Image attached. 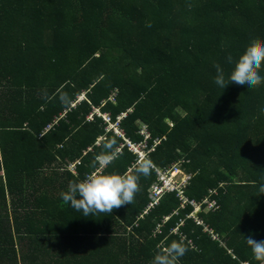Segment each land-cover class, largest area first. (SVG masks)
Segmentation results:
<instances>
[{"label":"trees","instance_id":"trees-1","mask_svg":"<svg viewBox=\"0 0 264 264\" xmlns=\"http://www.w3.org/2000/svg\"><path fill=\"white\" fill-rule=\"evenodd\" d=\"M253 39L264 0H0V264H151L173 240L179 264H260L245 238L264 241V84L214 82ZM112 137L121 155L93 168ZM126 140L154 164L134 201L65 204L70 182L134 167ZM164 167L215 206L190 216L173 190L147 208Z\"/></svg>","mask_w":264,"mask_h":264},{"label":"clouds","instance_id":"clouds-1","mask_svg":"<svg viewBox=\"0 0 264 264\" xmlns=\"http://www.w3.org/2000/svg\"><path fill=\"white\" fill-rule=\"evenodd\" d=\"M227 60L229 63H233L231 55L227 57ZM214 67L216 70L214 82L223 90L233 83L246 85L252 89L261 86L264 84V76L260 75L261 70L264 69V40L253 39L249 43L245 51L234 62V67L227 74V78L225 70L220 64L217 63ZM59 102L61 106L68 107L72 105L73 99L67 92L61 91ZM261 112L264 113V109ZM101 147L102 151L95 156L91 165L93 168H96L97 165L106 168L121 155L115 137L102 141ZM153 170V161L145 155L138 159L134 167L123 175L115 173L89 174L83 180L70 182L67 191L60 195L65 204L82 212L84 217L95 216L99 213L111 214L114 209L134 201L136 193L140 191V177H149ZM259 193L264 194V183L259 186ZM245 240L251 248L253 258L260 264H264V241H257L252 236H248ZM187 251L188 247L183 240H173L155 253L151 264H179V259Z\"/></svg>","mask_w":264,"mask_h":264},{"label":"built area","instance_id":"built-area-1","mask_svg":"<svg viewBox=\"0 0 264 264\" xmlns=\"http://www.w3.org/2000/svg\"><path fill=\"white\" fill-rule=\"evenodd\" d=\"M94 111L98 114L97 109H95ZM101 117L109 125V127L113 128L114 134L121 136V132L115 128L116 123L109 124V118L106 115H101ZM141 133L144 135V139L148 137L146 128L144 126H141ZM124 145L127 146L128 150L136 154V161L140 158L145 157L146 151H145L144 143L132 144L128 140H126ZM155 173L157 177L156 180L159 182V184L155 183L151 187V191H150L151 202L148 204L147 208L155 204L162 193H164L165 191H173V190L176 192L177 195H179L180 199H182L183 204L187 203L193 207V211H192L193 214L191 213L190 216L195 217L194 216L195 212L198 211L201 208V206L204 209V211L213 208L215 206L214 201H210L207 199H203L199 203H196L192 200H187L184 197H182V188L186 185L187 176L178 177L177 176L178 172L176 170L174 169L168 170L165 169V167L162 170L155 169ZM155 231L157 232L158 229L156 228Z\"/></svg>","mask_w":264,"mask_h":264},{"label":"rangeland","instance_id":"rangeland-1","mask_svg":"<svg viewBox=\"0 0 264 264\" xmlns=\"http://www.w3.org/2000/svg\"><path fill=\"white\" fill-rule=\"evenodd\" d=\"M178 177H181V174H180V176H178Z\"/></svg>","mask_w":264,"mask_h":264}]
</instances>
